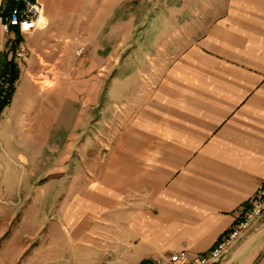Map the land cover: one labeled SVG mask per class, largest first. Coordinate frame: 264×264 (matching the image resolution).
I'll list each match as a JSON object with an SVG mask.
<instances>
[{
  "label": "crops",
  "instance_id": "crops-1",
  "mask_svg": "<svg viewBox=\"0 0 264 264\" xmlns=\"http://www.w3.org/2000/svg\"><path fill=\"white\" fill-rule=\"evenodd\" d=\"M40 1L44 26L26 37L30 56L0 113V163L26 162L21 146L40 151L38 135L58 139L63 119L77 133L83 114L94 113L96 87L101 109L120 104L129 126L100 181L73 177L68 213L59 210L68 221L60 231L67 225L82 242L77 264H165L178 251L187 260L168 264H190L208 256L264 183V0H162L137 34L119 35L115 52L79 66L70 40L86 21L84 6L79 15ZM96 68L110 76L107 85L93 81ZM79 71L90 75L80 112ZM211 264H264V210Z\"/></svg>",
  "mask_w": 264,
  "mask_h": 264
},
{
  "label": "rangeland",
  "instance_id": "rangeland-1",
  "mask_svg": "<svg viewBox=\"0 0 264 264\" xmlns=\"http://www.w3.org/2000/svg\"><path fill=\"white\" fill-rule=\"evenodd\" d=\"M55 1L67 10H78L79 15L83 8L85 10L83 16L86 21L77 23L74 37L70 40L78 66L86 56L91 58L97 53L115 52L119 35L137 34L141 30L139 27H145L150 16L156 14L163 3L162 0H44V3L48 6ZM108 33L110 45L102 49V38H107ZM0 35V57L6 54L8 57L12 46H8L7 34L3 33L1 24ZM25 40L20 36L14 39L15 42L24 43ZM81 47L83 52L78 55ZM73 59L72 66L75 62V58ZM21 62L15 63L20 67L23 64ZM86 76L89 77V73L80 71L77 76L79 112L84 106L85 89L82 87V80ZM91 76L95 83L99 78H104L105 85L110 78L108 73H102L98 68ZM46 83L49 84L44 82ZM94 91V113H88L92 118H86L83 114L77 133L74 131L73 121L63 119L58 139L41 133L38 135V145L43 150L36 153L29 150V142L21 146L23 152L30 154L26 162L0 163V264L78 263L77 257L80 254L76 253L75 247L82 242L75 238L77 233L67 225L64 232L60 231L59 223L66 224L68 221H62L64 219L59 210L65 207V212L68 213L71 200L64 198L69 197L73 177L86 181V176L93 175L99 177L100 181L102 163H109L112 158L119 156L118 146L123 143L124 129L129 126L126 124L128 120H124L125 113L121 105L111 102L109 109L103 111L101 95L96 87ZM2 146L6 147L5 144ZM111 170L113 172L110 175L117 176V167ZM76 186L85 185L78 183L74 185ZM98 234L95 237L102 239L100 231Z\"/></svg>",
  "mask_w": 264,
  "mask_h": 264
},
{
  "label": "built area",
  "instance_id": "built-area-1",
  "mask_svg": "<svg viewBox=\"0 0 264 264\" xmlns=\"http://www.w3.org/2000/svg\"><path fill=\"white\" fill-rule=\"evenodd\" d=\"M43 13V5L40 0H0V24L3 33H6L7 41L14 44L13 60L15 62L25 61L30 50L23 41L15 42V37L20 36L23 40L34 31L41 29L44 25L40 21ZM83 52L81 47L77 54ZM7 91V82L0 78V92L2 95ZM264 210V183L260 184L248 201L247 209L243 216L229 229L217 242L208 256L195 258L190 264H211L219 260L245 231L251 228L261 217ZM187 260L185 251L171 253L166 263L184 262ZM165 263V264H166ZM154 264H160L156 261Z\"/></svg>",
  "mask_w": 264,
  "mask_h": 264
},
{
  "label": "trees",
  "instance_id": "trees-1",
  "mask_svg": "<svg viewBox=\"0 0 264 264\" xmlns=\"http://www.w3.org/2000/svg\"><path fill=\"white\" fill-rule=\"evenodd\" d=\"M12 48H14L13 45ZM18 74V65L14 62L12 57L7 59V55H5V57L0 60V78H3L5 82H7V91L4 95L0 92V113L11 101Z\"/></svg>",
  "mask_w": 264,
  "mask_h": 264
},
{
  "label": "bare ground",
  "instance_id": "bare-ground-1",
  "mask_svg": "<svg viewBox=\"0 0 264 264\" xmlns=\"http://www.w3.org/2000/svg\"><path fill=\"white\" fill-rule=\"evenodd\" d=\"M40 21L42 22V17H41V15H40ZM46 84L48 85V83H46ZM46 84H45V85H46Z\"/></svg>",
  "mask_w": 264,
  "mask_h": 264
}]
</instances>
